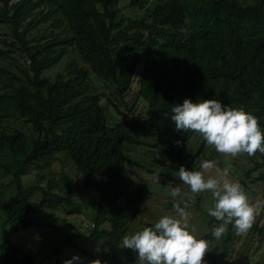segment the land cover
<instances>
[{"label": "trees", "instance_id": "trees-1", "mask_svg": "<svg viewBox=\"0 0 264 264\" xmlns=\"http://www.w3.org/2000/svg\"><path fill=\"white\" fill-rule=\"evenodd\" d=\"M119 1L0 0V264H35L9 239L34 223L35 193L41 206L71 213L77 192L93 189V220L109 226L87 238L103 237L101 250L119 242L145 190L138 178L109 202L131 160L125 145L151 129L168 166H180L193 132L175 128L171 106L185 98L243 108L264 131V0H127L129 13ZM65 54V70L49 76L45 70ZM131 91L139 110L125 98ZM245 155L251 164L239 183L248 190L260 180L264 198V154ZM62 159L78 180L61 166L51 169ZM29 169L48 171L23 184ZM161 174L174 187L181 182L176 173ZM208 222L211 231L198 239H209L220 223ZM133 253L124 248L115 259L130 262Z\"/></svg>", "mask_w": 264, "mask_h": 264}, {"label": "rangeland", "instance_id": "rangeland-1", "mask_svg": "<svg viewBox=\"0 0 264 264\" xmlns=\"http://www.w3.org/2000/svg\"><path fill=\"white\" fill-rule=\"evenodd\" d=\"M241 1L247 2L251 0ZM118 5L123 9L124 13H129L128 10L130 11V8L129 6L127 7V0H120ZM70 59L71 56L68 54L63 55L57 63L47 68L45 72L49 76H53L57 71H64L66 63ZM8 67L13 68L11 65H8ZM132 92L127 93L125 98L129 106L133 102L136 110H139L142 103L139 100L133 101ZM119 106L123 111L127 112L124 106L121 104ZM201 137L199 134L192 133V136L184 145L186 157L180 166H184L188 162L187 170L190 171L193 170L198 159L214 160L217 162L218 167L222 169L225 167L230 168L229 179L240 182L243 179V170L251 164L246 155L240 154L236 157H231L230 155L217 153L214 147L208 145L206 141L202 148L196 151L200 142L199 138ZM135 138L137 143L125 145L124 152L131 160L126 164L125 175L117 189L118 193L114 192L109 200L110 204L112 201H118V198L127 189L132 188L137 183L138 178L144 180L145 190L139 204V212L128 220L123 236L134 234L144 227H154V224L164 215L175 216L173 205L181 199L189 202V208L187 209L190 213L189 225L196 229L194 233L196 238L211 231V223L208 222L210 215L207 212V209L214 205L211 192L205 191L193 194L189 186L181 181L176 186L181 188V194L173 198L170 193L175 187L161 173L173 172L175 174L180 166L177 168L168 166L165 157L160 153L158 147L154 146L155 135L151 129L138 132ZM152 156L158 158V160L152 159ZM60 166L64 172L75 180L79 179L76 171L68 165L65 159L53 161L51 169L58 170ZM47 171V169L40 171L29 169L26 174L20 176L21 182L28 184L35 180L37 172L43 173ZM256 172L257 170L254 174ZM261 184L262 182L257 180L253 187L246 190L253 202L264 203V198L261 196ZM96 196L97 193L93 189L80 190L74 198L76 211L67 213L65 212L66 207L63 206L56 208L41 206L37 200L38 194L35 193L31 196V201L35 208L34 223L11 233L9 239L23 252L30 253L35 264H44L50 261L55 264H63L64 260L71 259L73 255H78L82 258L81 264H88V261L97 258L101 260L102 264H139L136 253H133L135 258L130 262L120 263L116 261L123 259L125 256L124 248L119 247L122 238L119 242L104 247L105 251L114 253V256L117 257L104 253V250L100 249L99 244L103 237L98 240L87 238L89 233L94 236L109 226L106 219L101 218L97 224L93 220ZM105 212L106 218L107 214H110V208L106 207ZM254 224L255 226L252 225L251 229L245 234L238 235L233 226L229 225L227 232L220 239L210 236L207 239L210 244L208 252L204 256V264H211L210 260L213 254H215V262L213 264H264V209L260 211ZM5 229L6 227L1 228L0 226V238L5 234ZM228 232L230 233L229 235Z\"/></svg>", "mask_w": 264, "mask_h": 264}, {"label": "clouds", "instance_id": "clouds-1", "mask_svg": "<svg viewBox=\"0 0 264 264\" xmlns=\"http://www.w3.org/2000/svg\"><path fill=\"white\" fill-rule=\"evenodd\" d=\"M171 112V121L177 130L199 134L217 153L231 157L240 154L253 156L257 152L264 154V131L259 118L243 108L228 107L214 99L193 102L185 98L182 104L171 106ZM176 173L183 184L189 186L191 193L211 192L214 205L207 212L220 222L212 230L216 239L227 232L229 225L238 235L247 233L264 209V203L253 202L238 181L229 179V167L222 169L214 160L198 159L193 170L180 166ZM170 194L173 198L180 196L181 188H173ZM188 208L189 202L178 200L173 205L175 216L164 215L154 227L124 235L119 247L135 252L139 264H204L210 242L194 235L196 229L189 225ZM74 262L81 264L82 258L73 255L63 264ZM88 264L102 262L97 258Z\"/></svg>", "mask_w": 264, "mask_h": 264}]
</instances>
